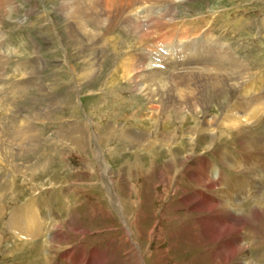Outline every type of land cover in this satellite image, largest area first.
<instances>
[{"label": "rangeland", "instance_id": "374dc122", "mask_svg": "<svg viewBox=\"0 0 264 264\" xmlns=\"http://www.w3.org/2000/svg\"><path fill=\"white\" fill-rule=\"evenodd\" d=\"M74 1L76 0H0V10H2L0 13V29L6 33L8 41L12 42L5 46V44L0 41V49L5 50V52L1 51L0 53V81L2 80L4 84H7L9 81L15 83L13 85H8L12 95H9L10 100L7 103H1V96L4 94L6 101L8 92H5L3 89L0 92V111L3 114V117L0 115V133L11 127L12 123L8 122L11 117L14 121L16 120L13 125L17 126V129L19 127L18 122L22 119L25 121H32L36 129L38 128V137L35 139L36 142L32 143L23 139L16 142L18 146L21 143L26 145L25 150L28 153L23 152L24 156L20 157L21 159L15 160L16 162L13 160L11 161L10 158L6 156L5 166L10 169L11 162H15L20 166L19 170L22 172L21 174H16L14 177L16 184H13V193L10 192V184L8 183V185H6V183H4L1 194L6 200L11 201L10 205L7 206L8 208L0 209L3 212L6 210L11 212L16 208L18 210L31 199L36 200H34L35 203H33L34 205L32 206L39 207L40 205V207H42V203L44 202L41 199H43L45 203L50 206L48 207L45 205V207L47 206L49 208V211H46L50 212V220L52 219L50 223L46 222L45 218H48V214H46L44 218L41 213L43 218V233L48 224L49 233H44L43 237L37 241L36 246L32 249H26L27 251L20 252L17 246L22 248V243L19 242L14 244L15 241L9 237L7 242L3 243V245H6V248H0V264H45V256L50 257L56 263H62L61 255L64 260L72 264L74 262V264H78V260L76 259L84 255V248L87 250V255H90V259L93 260V262L95 261V263L99 257L105 264H141V260H143L145 264H220L219 262L221 259L216 257L214 252L219 244H213L210 239L204 235L203 229L200 228V220H203L205 216L211 217V213L202 211L193 212L191 207L194 206L198 198L201 199L199 205L203 203H210V206L222 204L229 206L232 211L235 209L232 208V203L241 204L240 212H236L234 215L238 218H240V216L244 218L249 212V208L246 210L245 206L247 205L251 208L252 202L257 200L259 195L262 196V192L264 193V178L261 181L253 177L251 183L244 187L241 182L236 180L235 184H233L232 181L234 186L233 191L225 188V190H223L230 199L229 203H225L220 200V196L211 193V189L194 182L193 177L195 176L192 177V173H197L196 168L198 165L196 164L201 163V161L207 163L205 167L210 164H217L223 169L221 163H219V159L215 157L214 154H211V152L203 151V147L198 149L197 154H201L202 156L195 157L196 160L193 162H189L183 166V161H181L179 165L181 173L177 174L178 167L170 164L171 157L162 146L161 153L163 158L160 157L156 160L155 158L145 156V153L142 151L143 157L138 159L137 156L134 155L137 149L129 147L130 144L127 141L126 143L124 142V144L119 142V136H121L119 133L108 134V131L103 132L105 135L103 134L100 136L106 138L101 137L100 141H104L102 144L95 143L94 141L90 142L91 137L89 136L88 142L83 145L86 146L85 148L75 144L74 141L72 143L70 137L75 136V134H73L75 132L73 131L68 134L67 132L69 130L67 127L69 128L72 124L76 123V121H88L87 117H89L92 108L97 104L99 105L103 97L106 101L100 104V107L103 109V115L104 113L110 114L109 111L111 108L119 112L115 118H108V114H106L104 118L118 122L116 127H119L120 130L123 129L124 125L125 130L126 125L131 123L128 118H123L122 115H124L126 111L130 112V114L131 112L132 114L136 112V109L132 108L130 103H128L130 100L128 99L130 98L129 95H131L128 91L123 92V96L128 100L125 99L123 100L124 102L119 100V97L122 96L119 91H121L123 87L125 88V82H122L120 79V72L117 71V75L110 81V85L105 84L104 87L102 86L106 75L115 70L116 62L112 57L114 56L113 53H110V57L105 62V77H101L99 82L94 81L93 85L91 83V85L94 86L95 93L99 94L100 90L105 93L97 96H90V91H87L88 87H86L84 93H81L83 96L78 92H71L68 95L65 93V89L70 87L72 81L70 66H77L78 68V66L81 65V60L78 59L79 55H76L72 51L70 52L71 56L70 54H68V57L66 55L65 46L67 43L62 42L65 36L64 33H61L65 21L61 18L59 7H61V3L70 2L69 4H73ZM171 1H179L176 6L180 11L176 9V12L172 14L174 15L173 20L177 18L174 23L175 25L170 28L168 27L171 31L176 29L179 30L180 33L176 39L177 45L181 44L178 43L180 42L178 39L182 33L189 34L193 31L192 33L194 35H192V38L196 37V30L193 28L187 30V25L192 24L195 26L197 24L198 29H202L204 26L206 28L208 24L211 30L207 31V33H212L210 36L212 41L204 46L205 50L208 49L207 46L215 47L214 40L226 43V45L230 46L233 50L236 49L244 60L246 59L250 62L249 65L252 66L253 74L248 78L255 80L252 81V83L257 84L256 79H252V77L264 75V0ZM171 20L168 22L171 23ZM117 33L119 34V31H117ZM120 35L123 40L121 46L125 47V50L128 49L133 56L141 54L140 51L142 48L141 50L137 49L138 41L133 35L129 36L125 32H122ZM123 36L127 38L124 39ZM205 37H197V39L202 41ZM9 46H15L14 49L19 50V52L9 62L11 64L7 67L9 73L12 65L16 68L15 70H17V72L15 70L11 71L9 74L11 78L7 80L8 73H6V66L12 54L8 50ZM205 50L203 52H205ZM29 57L30 59L26 60V63L18 64V60L22 61ZM36 58L42 61L41 66L43 70L42 72L38 71L37 74L42 73L39 77L43 80V84H41L43 88L41 90L39 83H33L31 87L26 90L24 88V82L27 78V74L29 73L30 75L34 68L35 64L33 65L32 62H35ZM67 58L71 60V62L69 61L70 63L66 61L68 60ZM30 81H32V79ZM65 82L67 84H65ZM73 82L75 83L74 77ZM2 85L3 84H0V86ZM86 85L84 84V86ZM99 87H101V89ZM240 87H242V85ZM38 88L40 89L38 90ZM242 89L243 88H240V90ZM60 96H63L64 104L61 102ZM116 101L117 103L114 104ZM145 103L146 100L141 99L139 96V99L137 98L134 101L133 106L135 107L142 104L146 109ZM203 112L211 114L213 118H215V116L219 117L220 111L218 102L213 103L211 109H204ZM19 114L25 118L18 117L17 119ZM130 114H128V117L133 118V115L130 116ZM146 114H148V111L138 115L142 118L145 117ZM32 115L43 116L39 118L37 122L33 119ZM98 116L101 117L100 114ZM178 118L179 116L175 113L160 116L158 125L160 128V130L158 129L159 132L165 135L169 133L175 134L174 131H176L177 125L180 126L179 123L181 122ZM189 118L190 123L188 126L193 127L195 120L191 117ZM3 127L5 129H3ZM255 129H257V135H261V131L264 129V119L255 126ZM93 130L94 129H92V131ZM135 130L139 132L137 127ZM11 139H14L13 136L9 137L8 140L12 142ZM189 139V137H186L183 141L188 143ZM224 139L228 140L227 137H224L223 140ZM179 143L181 142L178 141V144ZM94 144H97V146L101 148V155L96 154ZM239 145L240 144L237 142L235 144L224 143L221 145L222 153L225 151L227 154L226 156H232V153H235V155L238 154L244 158L245 153ZM76 149H81L83 151H77ZM182 151H184V149H182ZM1 153L0 150V154ZM77 154L80 155H78V157L82 158V160L76 157ZM152 154L155 153L153 152ZM263 156L264 152L262 153V157H260L264 162ZM99 159L105 164V167L107 166L108 169L105 168V170L115 179V190L117 189L116 192H118L121 197L120 199L117 194L120 202L122 200L121 206L125 215L124 218L126 217L124 220L125 226L123 225V228L120 219L112 208L113 205H111L110 199L109 201L107 199L106 191L103 192V188L101 189L102 182L100 180V174L103 168L98 163ZM244 159L245 163H247L246 157ZM197 160L200 162H197ZM145 163L147 165H145ZM153 163H155V165H152ZM142 165L146 166L143 168L144 176L141 174ZM26 167L28 168L26 169ZM240 167H242L240 164L239 168L234 167V171H240V169H245L247 166ZM132 168L136 170L133 174L130 173ZM5 171L6 170L3 169L2 172H0L1 178ZM224 172L228 174V176H234L231 170L228 171L225 168ZM22 173H26L28 178L25 179ZM240 175L238 174L237 176L240 177ZM6 179L8 180V178ZM260 184H262V188H260L261 191L258 189L260 191L258 192L257 188ZM21 188H23L24 191ZM250 191H252L253 195L257 198H247V193ZM199 193L202 194L199 195ZM225 194L223 193V195ZM236 194L238 198L233 197V195ZM13 196H18V198L12 201ZM208 197H212L213 201L207 200ZM66 198H68V202L65 201ZM188 199L194 202L190 204L191 207H185L182 202V200ZM262 203L264 204L263 201ZM62 205L65 206L66 212ZM51 206L54 207V213ZM40 207L39 210L41 212ZM256 207L259 208L258 204ZM43 213L45 214V210ZM263 213L264 211L262 214ZM247 222V219H245L244 225L246 226H244L245 229L243 230L242 243H247L249 246L253 247V258L264 257V215L257 220L254 219L253 223ZM60 226H63V228ZM125 227H131V238H133L134 242L137 241L140 243L139 245L135 242L139 247L141 246L140 253L143 258L141 256L142 259L140 260H138L140 255H136L137 253L133 245L129 246L125 240V230H127ZM41 233L42 231L40 235ZM60 235H62L63 239L65 238L62 243H51V245L45 246L48 239L51 240L53 237L59 238ZM39 248L41 249V259H43L37 262L35 255ZM3 249L7 250L5 255H3ZM65 251L70 252L68 259L63 257ZM73 251H75L76 259L70 260L69 257Z\"/></svg>", "mask_w": 264, "mask_h": 264}, {"label": "bare ground", "instance_id": "6f19581e", "mask_svg": "<svg viewBox=\"0 0 264 264\" xmlns=\"http://www.w3.org/2000/svg\"><path fill=\"white\" fill-rule=\"evenodd\" d=\"M69 3L70 2L61 3V7H59L61 18L65 21L63 24L64 28L61 32L64 33L65 41L63 39L62 42L67 43L65 46L67 57L72 51L76 55H79L78 59L81 60V65H79L78 68L77 66H70L72 81L70 87L65 89V93L67 95L71 92H78L81 94L84 93L86 87H88L87 91H90V96H97L105 93L102 90H100L99 94L95 93L94 86L92 85L94 81L99 82L101 77H105V62L110 57V53H113L114 56L112 57L116 62L115 70L106 75L102 86L104 87L105 84L110 85V81L117 75V71L120 72V79L122 82H125V88L123 87L122 90L119 91L122 95L120 96L118 94L120 96L119 100L124 102L123 100L130 99L128 103H130L132 108L136 109V112L133 114L132 112L130 114V112L126 111L124 115H122L123 118H128L131 123L126 125L125 130V125L123 129L120 130L119 127H116L118 122L104 118L108 113H104L103 115V109L100 107L102 102H106L105 98L102 96V102L92 108L89 117H87L88 121H76V123L72 124L69 128L67 127L69 130L67 132L68 134L73 131L75 132L73 133L75 136L70 137L72 143L74 141L75 144L81 147L88 142V137L90 136V142L94 141L95 143L102 144L104 141H100L101 137L106 138L100 136L104 134L103 132L108 131V134L119 133V135H121L119 136V142L124 144V142L126 143L127 141L130 144L129 147L137 149L138 152H134V155H136L138 159L143 157L142 151L147 157H152L156 160L159 159L162 157V146L171 157L170 164L178 167L177 174L181 173L179 166L181 161H183V166L189 162H193L196 160L195 157L202 156L201 154H197L198 149L203 147V151L211 152V154H214V156L219 159V163H221L223 167L221 173L222 177L225 168L228 171L231 170L233 173L234 176H230L227 180V184L231 189L230 191H233V184H235L236 180L241 182L243 187L248 186L253 177L261 181L263 180L264 162L260 157H262V153L264 152V129L261 131V135H257L255 126L261 121L262 114L264 113V87L258 88L257 84L252 83V81L255 80L248 78L252 75V66L244 63V59L240 57L238 52L234 51L230 46L226 45V43L214 40L215 47L207 46L208 49L205 50L204 46L212 41L210 37L212 33H207V31L211 30L208 24L206 28L204 26L202 29H198L196 23H194L196 24L195 26H186L187 30H191L192 28L196 30V37L206 36L204 40L201 41L197 39L196 43L189 37L194 35L192 33L193 31H191L189 34L182 33L178 39V41H180L178 43L181 44L177 45L176 39L180 33L179 30L176 29L171 31L168 29V27L170 28L175 25L174 23L177 18L173 20L174 15L172 14H174L175 10L170 13V9H167V3L173 5L179 2H172L171 0H76L73 4ZM1 12L2 10H0V13ZM169 20H171V23L168 22ZM159 28H163V33L159 31ZM117 31H119V34ZM122 32L127 33L129 36L133 35L137 39V49L141 50L142 48L141 51L139 50L141 54L133 56L128 49L125 50V47L121 46L123 40L120 34H122ZM186 36L189 37L190 41ZM125 38L127 37H124V39ZM171 40L174 41V43ZM187 46H190L189 51ZM204 50L205 52H203ZM67 59L66 61L70 63L71 60H69V58ZM41 62L39 58H36L35 62H32L35 66L30 75L28 73L25 79L24 88L26 90H28L33 83H39V87L43 84L42 78L39 77L42 73L37 74L38 71L42 72L43 70ZM73 77L75 83L73 82ZM31 79L32 81H30ZM65 84L67 83L65 82ZM84 84L87 85L84 86ZM241 85L242 87H240ZM42 88L43 86L41 90ZM99 88L101 89V87ZM240 88L243 89L240 90ZM39 89L40 88H38V90ZM125 91L131 94L129 95L130 98L127 99L123 96V92ZM139 96L141 99L146 100V109L142 104L135 107L133 106L134 101L137 98L139 99ZM60 97L61 102L64 104L63 96ZM215 102H218L220 114L219 117L215 116V118H213L211 114L204 113L203 110L207 108L211 109ZM115 103H117V101L114 102V104ZM143 108L145 111H148V114L141 118L138 114H143V112H145ZM109 113L108 118H115L119 112L111 108ZM171 113H175L179 116L178 119L181 120V122L179 123L180 126L177 125V129L181 130L176 129V131H174L175 134H161L159 132L160 128L158 127L160 116L167 114L171 115ZM99 114L102 118L98 116ZM128 114H130V116L133 115V118L128 117ZM32 116L33 119L38 122V119L43 115ZM188 116L195 120L193 127L188 126L190 123V118ZM18 117L21 118L22 115L19 114L17 119ZM22 118L25 117L23 116ZM8 122L12 123L11 127L0 133V150L2 152V155L0 154V172H2L3 169L6 170L3 174L1 173L3 177H0V184H2L0 185V208L2 209L8 208L7 206L10 205L11 201L6 200L5 197L2 196V187L4 183H6V185L9 183L10 192H14L13 184H16L14 177L16 174H21L22 172H20V166L15 163V160L21 159L20 157L24 156L23 152L28 153L25 150L26 145L21 143L22 145L20 144L18 146L16 142L23 139L33 143L36 142L35 139L38 137V128L36 129L32 121H25L22 119L18 122V129L17 126L13 125L16 120L14 121L12 117L9 118ZM136 127L139 129V132L135 130ZM3 129L5 128L3 127ZM92 129L94 130L92 131ZM11 136L14 138L11 139L12 142L8 140ZM186 137L190 138L188 143L183 141ZM224 137H227L228 140H223ZM178 141L181 143L178 144ZM236 142L240 144L239 146H241L245 153L247 163H245V157L242 159L240 155H238L237 158V155H234L235 153H232V156H226L227 154L225 151L222 153V144H235ZM85 147L86 146H83L82 148ZM182 149H184L185 152L182 151ZM76 150L83 151L81 149ZM153 152L155 154H152ZM6 156H8L7 158H10L11 161H15L11 162L10 169L5 166ZM198 161L199 160H197V162ZM241 161L245 163L244 166L240 164ZM239 164L242 167H247L245 169L240 167L242 168L240 171H234L235 168H239ZM145 165L147 164L145 163ZM152 165H155V163ZM196 165H198L196 168L197 173H192V177L195 176L193 177L194 182H197L198 185L203 187H208L212 190L211 193L220 196L222 202L229 203L230 199L223 191L226 188L223 187L221 182L214 179V174L207 170L204 161ZM102 166L104 168L103 177L108 178L110 174L105 170L107 166L105 167L103 163ZM144 167L146 166L142 165V176L145 175L143 173ZM27 168L28 167H26V169ZM134 171L136 170L132 168L130 173L133 174ZM238 174H241L240 177L237 176ZM26 175V173L23 174L25 179L28 178ZM6 178H8V180ZM111 178V182L115 185V179L113 176H111ZM105 182L109 183L108 181ZM111 182L107 185L113 195ZM21 189L23 190V188ZM223 193L225 195H223ZM200 194L202 193H199V195ZM233 197L238 198V195H233ZM249 197L257 198L253 195L252 191L247 193V198ZM259 197L260 195L258 198ZM17 198L18 196H13L12 201H15ZM262 198L264 202L263 192ZM34 200L35 199L28 200V203L22 205L18 210L16 208L11 212H8V210L3 212L0 209V248H6V245H3V243H6L7 239L10 237V239L15 241L14 244L19 242L22 243V248L17 246L20 252L27 251L26 249H32L36 246L37 241L43 237V218L39 207L32 206L36 201ZM207 200L213 201L212 197H208ZM199 201H201L200 198H198L195 203L191 199L182 200L185 207H191L190 204L194 203V206L191 207L193 212L202 211L211 213V217L205 216L203 220H200V228L203 229L204 235L208 237L213 244H219L214 252L215 256L221 259L219 262L220 264H263L264 257H254V259L253 247L249 246L247 243H242L243 230L245 229L244 226H246L244 225L245 219H247V223H253L254 219L257 220L262 217L264 215V213L262 214L264 211V204L262 202L260 205L257 199L252 202L251 208L246 205L245 209L247 210L249 208L247 216L244 218L240 216V218H238L234 214L240 212L241 204L232 203V208H235L232 211L227 205L210 206V203L199 205ZM257 204L260 209L256 207ZM51 208L54 213V207L51 206ZM120 217L122 221L123 219L125 220L123 213L120 214ZM60 227L63 228V226ZM41 231L42 233L40 235ZM130 237H132V235H130ZM64 239L62 235H60L59 238L53 237V239L47 240L45 246L51 245V243L60 244ZM132 241H134L133 238ZM137 243L140 245L139 242ZM3 250V255H5L7 250ZM37 251L35 255L36 261L40 262L43 259H41L40 255L41 249L39 248ZM69 253L70 252H65L63 257L68 259ZM83 256H86L85 260H87L85 251ZM69 259H74L73 253H71ZM101 261L102 260L98 257L96 263L91 260L89 264H100ZM83 264H85L84 261Z\"/></svg>", "mask_w": 264, "mask_h": 264}]
</instances>
